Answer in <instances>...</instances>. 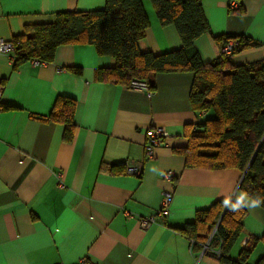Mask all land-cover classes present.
<instances>
[{"label":"crops","instance_id":"0c3cea01","mask_svg":"<svg viewBox=\"0 0 264 264\" xmlns=\"http://www.w3.org/2000/svg\"><path fill=\"white\" fill-rule=\"evenodd\" d=\"M210 33L196 47L203 62L221 56L214 36L245 35L259 46L234 54L235 65L264 59V0H201ZM107 0H0V39L11 42L27 26L53 23L62 11L103 9ZM149 18L144 52L180 49L174 25H163L151 0H143ZM117 60L102 56L92 44L61 45L49 63L27 61L14 68V53H0V264H221L205 246L195 251L177 228L195 219L215 201L244 197L248 214L231 255L237 258L251 237L264 234V208L241 188L237 168L186 166L176 149L187 145V125L215 117L195 111L191 71L163 72L156 89L99 82L95 72ZM72 68H79L75 72ZM59 96L77 101L74 140H64V125L43 120ZM5 106H11L4 109ZM165 128L164 144L148 158L147 131ZM124 165L120 174L110 171ZM136 165L141 174L127 172ZM172 172L174 179L163 177ZM174 191L169 215L148 229L139 219L160 208L163 192ZM215 231V230H214ZM213 231V232H214ZM215 235V234H214ZM264 255L254 247L247 264Z\"/></svg>","mask_w":264,"mask_h":264},{"label":"trees","instance_id":"16d2710c","mask_svg":"<svg viewBox=\"0 0 264 264\" xmlns=\"http://www.w3.org/2000/svg\"><path fill=\"white\" fill-rule=\"evenodd\" d=\"M163 25H174L182 47L162 54L144 52L139 41L149 26L143 0H107L103 9L62 11L53 23L27 26L11 41L14 68L27 61H54L61 45L92 44L102 56H112L117 64L95 72L99 82H113L132 87L133 81H145L156 89L155 77L163 72L191 71L194 82L190 101L195 111H214L215 117L203 123L187 125V145L176 150L184 155L187 167L202 169L237 168L246 172L240 188L264 208V59L235 65L221 52L211 63L203 62L195 41L211 32L201 0H151ZM222 48L234 41L233 55L259 46L245 35L214 36ZM80 72L79 68H72ZM77 101L59 96L43 120L64 125L63 138L71 143L75 137ZM11 106H5L9 109ZM124 165H113L111 173L120 174ZM224 201H215L197 212L192 221L177 228L192 242L195 251L209 243V255L221 264H247L261 237L253 236L237 258L231 249L243 230L248 211L244 206L231 210ZM218 250L219 253H216ZM257 264H264V255Z\"/></svg>","mask_w":264,"mask_h":264},{"label":"built area","instance_id":"2783aa9c","mask_svg":"<svg viewBox=\"0 0 264 264\" xmlns=\"http://www.w3.org/2000/svg\"><path fill=\"white\" fill-rule=\"evenodd\" d=\"M236 5H237V1L231 0V2H230L231 8L236 7ZM234 44H235L234 41L227 42L221 48V52L224 53L227 57H232ZM10 51L11 52L14 51L13 44L11 42L5 41L4 39H0V53L7 54ZM35 63H39V62L35 61ZM132 87H140V88L146 89L147 91H151L149 89L148 83L145 81H133ZM4 88H5L4 83L0 79V104L2 101ZM167 136H168V133H167L166 129L162 128V127H153L147 131V141L145 144V148H146V154H147L148 158L153 157V149L156 146L162 145L166 142ZM127 172L132 173V174H136V175L141 174L140 168L136 165L127 166ZM163 177H165L166 179H169V180H173L174 174L172 172L163 173ZM173 198H174V191L173 190L164 191L160 208L158 209V211L156 213L149 215L147 217H142L141 219H139L140 227L143 229H148L151 225L156 223V221L158 219H162V218L167 217L169 215V209H170V206L172 204ZM215 232L216 231H214L212 233L207 245H205V248L207 250L210 249L209 243H210L211 239L213 238V235L215 234ZM192 243H194V242H192ZM215 252L219 253L218 250H215ZM86 262H87V259L83 258L77 264H86Z\"/></svg>","mask_w":264,"mask_h":264},{"label":"clouds","instance_id":"9594fccd","mask_svg":"<svg viewBox=\"0 0 264 264\" xmlns=\"http://www.w3.org/2000/svg\"><path fill=\"white\" fill-rule=\"evenodd\" d=\"M225 206H229V201H225ZM244 204V197H241L240 200H238L235 204H231L230 207H231V210L233 211H236L238 210L242 205ZM259 205V201L257 200H253L251 202L250 205H248L249 207H257Z\"/></svg>","mask_w":264,"mask_h":264},{"label":"water","instance_id":"95a60500","mask_svg":"<svg viewBox=\"0 0 264 264\" xmlns=\"http://www.w3.org/2000/svg\"><path fill=\"white\" fill-rule=\"evenodd\" d=\"M247 170L244 172V175L246 174Z\"/></svg>","mask_w":264,"mask_h":264}]
</instances>
